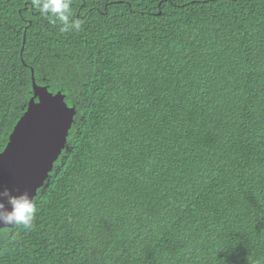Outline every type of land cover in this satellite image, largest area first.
I'll list each match as a JSON object with an SVG mask.
<instances>
[{
  "label": "trees",
  "instance_id": "obj_1",
  "mask_svg": "<svg viewBox=\"0 0 264 264\" xmlns=\"http://www.w3.org/2000/svg\"><path fill=\"white\" fill-rule=\"evenodd\" d=\"M44 2L0 0V153L32 76L76 115L0 264H264V0Z\"/></svg>",
  "mask_w": 264,
  "mask_h": 264
},
{
  "label": "water",
  "instance_id": "obj_2",
  "mask_svg": "<svg viewBox=\"0 0 264 264\" xmlns=\"http://www.w3.org/2000/svg\"><path fill=\"white\" fill-rule=\"evenodd\" d=\"M32 92L27 109L0 153V193L9 189L12 195L27 192L34 200L47 181L54 163L66 149L69 131L76 115L68 107L65 96L52 94L38 86L32 76ZM55 105V107H53ZM0 217L10 210L7 197L0 195ZM0 220L1 229H11Z\"/></svg>",
  "mask_w": 264,
  "mask_h": 264
},
{
  "label": "clouds",
  "instance_id": "obj_3",
  "mask_svg": "<svg viewBox=\"0 0 264 264\" xmlns=\"http://www.w3.org/2000/svg\"><path fill=\"white\" fill-rule=\"evenodd\" d=\"M38 3V0H32L33 7ZM68 9V0H45L42 5V11L51 10L56 13L61 20H66L64 15ZM76 28L80 27L79 21L75 24ZM61 31H65L61 28ZM0 195L7 197L8 204L11 206L10 210L5 215L0 217L3 221V225H23L26 228L31 227L36 214V206L34 200L29 196L27 192H23L19 195H12L9 189H4ZM5 205L0 203V208H4Z\"/></svg>",
  "mask_w": 264,
  "mask_h": 264
},
{
  "label": "snow or ice",
  "instance_id": "obj_4",
  "mask_svg": "<svg viewBox=\"0 0 264 264\" xmlns=\"http://www.w3.org/2000/svg\"><path fill=\"white\" fill-rule=\"evenodd\" d=\"M53 107H55V105H53Z\"/></svg>",
  "mask_w": 264,
  "mask_h": 264
}]
</instances>
